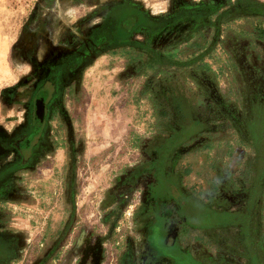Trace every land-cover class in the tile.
I'll use <instances>...</instances> for the list:
<instances>
[{
    "label": "rangeland",
    "instance_id": "374dc122",
    "mask_svg": "<svg viewBox=\"0 0 264 264\" xmlns=\"http://www.w3.org/2000/svg\"><path fill=\"white\" fill-rule=\"evenodd\" d=\"M56 63L71 76L22 158ZM166 248L264 264V0H0V264Z\"/></svg>",
    "mask_w": 264,
    "mask_h": 264
},
{
    "label": "flooded vegetation",
    "instance_id": "af4514ba",
    "mask_svg": "<svg viewBox=\"0 0 264 264\" xmlns=\"http://www.w3.org/2000/svg\"><path fill=\"white\" fill-rule=\"evenodd\" d=\"M63 64L64 63H56L49 67L45 76L37 82L33 90L30 130L13 142V149H16L19 156L22 158H24V153L29 151V147L33 146V143H35L41 135L50 104L60 94L61 88L64 87V84L67 83V80L71 76V72L67 69V66ZM21 162L22 161L16 163V165ZM172 197L176 199L175 195H172ZM156 257L160 259L166 258L169 264H182L180 260L183 259L181 250L174 248H166L165 252L156 253Z\"/></svg>",
    "mask_w": 264,
    "mask_h": 264
},
{
    "label": "trees",
    "instance_id": "16d2710c",
    "mask_svg": "<svg viewBox=\"0 0 264 264\" xmlns=\"http://www.w3.org/2000/svg\"><path fill=\"white\" fill-rule=\"evenodd\" d=\"M128 23H127V18L124 19L122 22H121V26L122 28H124V26H126Z\"/></svg>",
    "mask_w": 264,
    "mask_h": 264
}]
</instances>
